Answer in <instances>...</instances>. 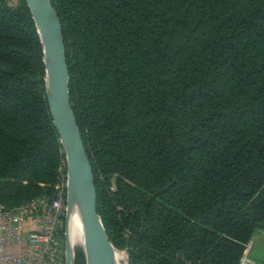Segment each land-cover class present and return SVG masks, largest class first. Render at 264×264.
I'll return each instance as SVG.
<instances>
[{"label": "trees", "instance_id": "trees-1", "mask_svg": "<svg viewBox=\"0 0 264 264\" xmlns=\"http://www.w3.org/2000/svg\"><path fill=\"white\" fill-rule=\"evenodd\" d=\"M52 2L98 211L129 264H264V0ZM45 76L26 1L0 0L6 207L66 173Z\"/></svg>", "mask_w": 264, "mask_h": 264}, {"label": "water", "instance_id": "water-1", "mask_svg": "<svg viewBox=\"0 0 264 264\" xmlns=\"http://www.w3.org/2000/svg\"><path fill=\"white\" fill-rule=\"evenodd\" d=\"M25 1L43 45L49 109L65 152L67 214L72 198L76 197L83 222L82 250L86 264H115L114 253L119 248L111 240L98 211L95 174L70 101V74L61 19L52 0ZM66 264H75V251L67 242Z\"/></svg>", "mask_w": 264, "mask_h": 264}, {"label": "built area", "instance_id": "built-area-1", "mask_svg": "<svg viewBox=\"0 0 264 264\" xmlns=\"http://www.w3.org/2000/svg\"><path fill=\"white\" fill-rule=\"evenodd\" d=\"M58 186L50 198L33 199L17 207L0 203V264H64L60 231L67 223L66 173ZM241 260L251 263L247 255Z\"/></svg>", "mask_w": 264, "mask_h": 264}, {"label": "bare ground", "instance_id": "bare-ground-1", "mask_svg": "<svg viewBox=\"0 0 264 264\" xmlns=\"http://www.w3.org/2000/svg\"><path fill=\"white\" fill-rule=\"evenodd\" d=\"M66 242L73 249L76 250L78 244L83 243V222L81 211L76 197L72 198L68 208L67 225H66ZM123 260L120 250H115L114 261L115 264H127Z\"/></svg>", "mask_w": 264, "mask_h": 264}, {"label": "rangeland", "instance_id": "rangeland-1", "mask_svg": "<svg viewBox=\"0 0 264 264\" xmlns=\"http://www.w3.org/2000/svg\"><path fill=\"white\" fill-rule=\"evenodd\" d=\"M11 4H16L18 2V0H10ZM250 245V244H248ZM81 248L82 249V245L81 244H78L77 247H76V250H75V256H76V251ZM122 256H123V260L125 263H127L128 261V255H127V251L125 249H122V248H119ZM61 254H62V259H63V262L64 264H66V227H65V232L64 234L61 236ZM247 258L248 255H247ZM247 262V261H246ZM250 264V262H248Z\"/></svg>", "mask_w": 264, "mask_h": 264}]
</instances>
